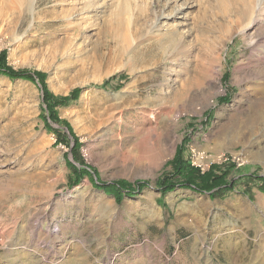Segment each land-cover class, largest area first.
<instances>
[{
	"label": "rangeland",
	"instance_id": "1",
	"mask_svg": "<svg viewBox=\"0 0 264 264\" xmlns=\"http://www.w3.org/2000/svg\"><path fill=\"white\" fill-rule=\"evenodd\" d=\"M73 1L0 13L6 65L42 75L0 70V264H264V202L220 201L241 169L264 178V0ZM43 89L70 96L59 123ZM178 148L224 153L205 171L234 166L232 188L162 192Z\"/></svg>",
	"mask_w": 264,
	"mask_h": 264
},
{
	"label": "trees",
	"instance_id": "2",
	"mask_svg": "<svg viewBox=\"0 0 264 264\" xmlns=\"http://www.w3.org/2000/svg\"><path fill=\"white\" fill-rule=\"evenodd\" d=\"M0 70L5 72L9 76H22L27 79H34V76L38 77V80L41 82V74L39 72H34L33 74L24 70H13L6 65L3 57V53H0ZM108 80L105 81L101 86H106ZM43 102L46 107L45 113L48 118L58 122L57 115L55 113L54 107L56 104L63 103L67 101L69 97H55L46 89H43ZM75 92L71 94L73 97ZM75 158H77L75 156ZM78 159V158H77ZM173 167L171 174L158 179L155 183L156 187L162 192L171 190L176 186L184 185L186 187L193 188L198 191H207V192H218L221 188L231 189L233 182L229 179L228 176L234 169V166L230 165L227 168L222 170L218 165H212L208 171L201 172L196 166L192 165L188 159H184L182 148H178L177 153L173 160L171 161ZM80 169H74L75 173H78ZM219 170V171H218ZM218 171V172H217ZM175 175H179V178H175ZM175 178V179H174ZM117 188H125L128 192L134 193V188L140 190L145 185L146 181H136L135 185L131 186L125 181H116L113 184ZM135 186V187H134Z\"/></svg>",
	"mask_w": 264,
	"mask_h": 264
},
{
	"label": "bare ground",
	"instance_id": "3",
	"mask_svg": "<svg viewBox=\"0 0 264 264\" xmlns=\"http://www.w3.org/2000/svg\"><path fill=\"white\" fill-rule=\"evenodd\" d=\"M79 1V0H78ZM85 1V0H84ZM88 1H90V0H88ZM237 1V0H236ZM239 1H241V0H239ZM239 1H237V3L239 2ZM243 1V0H242ZM73 2H75V0L73 1ZM77 2V1H76ZM83 2V1H82ZM233 2V1H232ZM244 2V1H243ZM37 3H38V0H0V13H2L3 11H12V10H15V9H19V11H20V13H21V15L23 16V15H26V14H31L32 15V18L34 19L35 17H34V15H35V13L37 12L36 11V5H37ZM87 3V2H86ZM240 3V2H239ZM74 4V3H73ZM87 4H89V3H87ZM92 4H93V2H92ZM96 4V3H95ZM242 4V3H241ZM85 5V4H84ZM254 5H255V3H254ZM77 6V5H76ZM87 5H85V7H86ZM97 6V5H96ZM258 6V5H257ZM72 7H75V5L74 6H72ZM85 7H84V9L83 10H85ZM91 7V6H90ZM89 7V8H90ZM234 7V6H233ZM253 7H255V6H253ZM259 7V6H258ZM89 8H87L86 7V9H88L89 10ZM232 8V7H231ZM91 9V8H90ZM95 9H97V8H95ZM178 9V8H177ZM250 10H252V8L250 9ZM254 11V10H253ZM14 12V11H13ZM76 12V11H75ZM87 12V11H86ZM97 12V11H96ZM177 12L178 13H181V10H180V8L177 10ZM176 12V13H177ZM18 13V12H17ZM94 13V12H93ZM173 13V12H172ZM10 14V13H9ZM37 14H39V13H37ZM247 14V13H246ZM71 15V14H70ZM0 16H1V14H0ZM11 16H12V14H11ZM160 16V15H159ZM169 16L170 15H168V16H166V15H161V17H158L157 18V21H156V23L153 25L154 27H155V29H159V28H161V26L162 25H159L158 23H160V21H161V18H163L162 19V22L164 23V21H165V19L164 18H169ZM246 16V15H245ZM2 17H4V13H3V15L1 16V18ZM19 17V16H18ZM31 18V17H30ZM112 18H113V16H112ZM244 18V17H243ZM246 18V17H245ZM250 18V17H249ZM22 19V18H21ZM36 19V18H35ZM255 19V18H254ZM1 20V19H0ZM3 20H4V18H3ZM8 20V19H7ZM69 20V19H68ZM227 20V19H226ZM19 21V20H18ZM84 21V20H83ZM117 21V20H116ZM154 21V20H153ZM235 21V20H234ZM2 22V21H1ZM226 22V21H225ZM252 22V21H251ZM31 23V22H30ZM114 23V22H113ZM154 23V22H153ZM167 23V22H166ZM250 23V22H249ZM119 24V23H118ZM222 24V23H221ZM237 24V23H236ZM116 25H117V23H116ZM235 25V24H234ZM249 25V24H248ZM31 27V26H30ZM235 27V26H234ZM210 28H212V27H210ZM214 28V27H213ZM220 28V27H219ZM238 28V27H237ZM243 28H245L244 26H243ZM243 28H241V31H242V29ZM29 29V28H28ZM221 29V28H220ZM230 29V28H229ZM235 29V28H234ZM150 30V29H149ZM207 30V29H206ZM208 30H210V29H208ZM245 30V29H244ZM117 31H119V30H117ZM151 31V30H150ZM238 32H239V30H237ZM126 32H127V30H126ZM129 32V31H128ZM148 32V31H147ZM152 32V31H151ZM202 32H205V31H201V33ZM208 32V31H207ZM214 32V31H213ZM219 32V31H218ZM225 32V31H224ZM224 32H222L221 34H223ZM227 33H228V31H226ZM156 33V32H155ZM154 33V34H155ZM172 33V32H171ZM178 33V32H177ZM215 33V32H214ZM148 34H149V32H148ZM174 34V33H173ZM203 34V33H202ZM213 34V33H212ZM212 34H210V35H212ZM220 34V33H219ZM229 34H230V32H229ZM22 35V34H21ZM122 35H124V34H122ZM121 35V36H122ZM147 35V34H146ZM153 34H151V36H152ZM178 35V34H177ZM180 35H182V34H179V36ZM206 35H207V33H206ZM228 35V34H227ZM136 36H138V35H136ZM174 36V35H173ZM217 36H219V35H217ZM125 37H126V33H125V35L123 36V39H125ZM131 37V36H130ZM129 37V38H130ZM133 37V36H132ZM145 36H143V34H142V36L140 37V34H139V36L138 37H135L134 36V38H132V41H133V44H134V46H136V45H138V44H140L145 38H144ZM150 37V36H149ZM176 37H178V36H176ZM207 37V36H206ZM205 37V35H204V39L206 38ZM128 37H126V39H127ZM179 38V37H178ZM184 38V37H183ZM220 38H222V37H220ZM16 39H17V41H20L21 40V37L20 36H17L16 37ZM15 39V40H16ZM122 39V38H121ZM123 39H122V41H123ZM175 39V38H174ZM177 39V38H176ZM175 39V40H176ZM197 39V38H196ZM215 39V38H214ZM128 40V39H127ZM149 40H151V39H149ZM155 40V39H154ZM202 40V42H203V39H201ZM206 40V39H205ZM227 40V39H226ZM128 41H130L131 42V40H128ZM127 41V42H128ZM152 41V40H151ZM184 41V40H183ZM207 41V40H206ZM206 41H204L203 43H206ZM210 41V40H209ZM207 41L208 42V44L209 43H211L210 44V46L208 47V49L206 50V51H209L210 52V55H208V56H210V58H211V60L212 61H214L215 63H217L216 65H220L221 64V50H222V47H220L219 46V44H218V47H219V49L218 48H216L215 46H212L211 47V45H212V41ZM214 41V40H213ZM217 41V40H216ZM218 41H220V40H218ZM222 41V40H221ZM220 41V42H221ZM224 41V40H223ZM126 41L124 40V43H125ZM215 42V41H214ZM129 43V42H128ZM127 44V43H126ZM130 44H132V43H130ZM129 44V45H130ZM132 44V45H133ZM129 45H128V48H129ZM168 46H170V44H168ZM168 46H167V48H168ZM175 46H176V50H178L179 48H180V45L179 44H177V43H175ZM185 47V46H184ZM183 47V49H185ZM206 47V48H207ZM127 48V49H128ZM130 48H131V45H130ZM172 48L174 49V46H172ZM169 49H171V48H169ZM172 49V50H173ZM203 49V48H202ZM167 50V49H166ZM174 51V50H173ZM183 51V50H182ZM204 50H202L201 52H203ZM161 52H163V51H161ZM168 52H170V50L168 51ZM178 52V51H177ZM176 52V53H177ZM164 53H165V51H164ZM171 53V52H170ZM182 53V52H181ZM184 53V52H183ZM182 53V54H183ZM203 53H205V55H206V52H203ZM179 54V53H178ZM168 55V54H167ZM203 55V54H202ZM173 56V55H172ZM176 56H178V55H176ZM175 56V57H176ZM206 57V56H205ZM205 57H203V58H205ZM168 58V57H167ZM173 59H175L174 57H172ZM172 59V60H173ZM205 59H208L207 57L205 58ZM213 62V63H214ZM203 63V62H202ZM209 63V62H208ZM212 63V62H211ZM212 63V64H213ZM215 63H214V66H215ZM222 66V65H221ZM208 69H211L210 67H208ZM217 69V68H216ZM218 70V69H217ZM208 71V70H207ZM210 71V70H209ZM209 71L207 72V73H209ZM211 71L213 72V73H217V71L216 70H214V69H211ZM205 74V73H204ZM210 74V73H209ZM212 75V74H211ZM213 75H215V74H213ZM212 76H210V78H211ZM209 78V79H210ZM172 79V78H171ZM176 79V78H175ZM211 79H213V81L214 82H216L217 80L214 78V77H212ZM202 82V81H201ZM215 84V83H214ZM209 86V85H208ZM217 86V85H216ZM220 86V85H219ZM219 88V87H218ZM168 90V89H167ZM182 94V93H181ZM260 116H257L256 118H259ZM264 117V116H263ZM255 118V119H256ZM264 119V118H263ZM255 122H257V121H255ZM2 164V163H1Z\"/></svg>",
	"mask_w": 264,
	"mask_h": 264
},
{
	"label": "crops",
	"instance_id": "4",
	"mask_svg": "<svg viewBox=\"0 0 264 264\" xmlns=\"http://www.w3.org/2000/svg\"><path fill=\"white\" fill-rule=\"evenodd\" d=\"M242 186V189L236 193L233 198H229L228 200H220L221 202H240L241 204H251V202H255L251 199V195H259L260 202H264V178L255 177V173L252 170L241 169V172L236 174L234 186Z\"/></svg>",
	"mask_w": 264,
	"mask_h": 264
},
{
	"label": "built area",
	"instance_id": "5",
	"mask_svg": "<svg viewBox=\"0 0 264 264\" xmlns=\"http://www.w3.org/2000/svg\"><path fill=\"white\" fill-rule=\"evenodd\" d=\"M191 164L196 166L201 172H204L208 167L209 163L212 162H221L225 161L226 157L224 156V153H219L213 157L208 156L202 151L195 150V148H191ZM211 158L209 162H207L208 158Z\"/></svg>",
	"mask_w": 264,
	"mask_h": 264
}]
</instances>
